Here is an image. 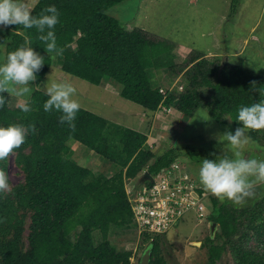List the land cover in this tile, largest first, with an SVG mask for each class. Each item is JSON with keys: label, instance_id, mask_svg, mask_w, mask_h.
<instances>
[{"label": "trees", "instance_id": "16d2710c", "mask_svg": "<svg viewBox=\"0 0 264 264\" xmlns=\"http://www.w3.org/2000/svg\"><path fill=\"white\" fill-rule=\"evenodd\" d=\"M122 1L37 0L31 8L34 15H39L49 4H54L60 12L55 35L62 54L48 51L46 42L38 39L35 27L9 25L7 28L14 32L3 36L8 39L5 59L8 52L21 45L35 47L45 58L37 79L32 82L38 86L46 84L54 63L50 55L56 54L61 72L93 85L109 80L119 87L121 98L140 106L146 114L173 107L191 116L198 109H206L216 123L227 124L230 119L234 126H239L238 108L264 99V79L259 75L237 66H224L220 57L209 62L196 53L185 60L188 68L184 77L181 75L163 97L159 86L153 82V72L166 68L175 77L180 72L178 65L172 62L170 45L151 39L141 29H128L106 13ZM238 4L232 0L231 16L236 13ZM4 95L7 100L0 107V126L14 121L22 125L25 129L23 144L32 148L35 157L29 168V184L34 192L24 197V205L33 212L29 250L27 254L21 253L17 240H11L0 246V264H130L136 250H118L109 239L112 235L124 238L133 229L139 240L159 242L163 234L139 236L125 184L144 171L154 177L178 160L177 152L166 149L155 155L145 146V134L110 123L83 108L77 112L74 127L61 123L60 112L44 110L48 96L42 89H33L24 103L30 107L27 112L22 110L24 105L11 108L8 94ZM110 134L113 137H109ZM70 142L92 152L111 172L94 176L88 168L67 158ZM187 149L192 160L202 159L194 149ZM208 155L209 151L203 158ZM144 184L150 185V181ZM258 191L263 199L255 201L253 198L249 212L247 208L230 207L231 200L222 202L215 196L210 198L209 216L219 226L224 241L210 244L206 264H218L223 256L231 258L232 264H264L259 255L242 252L239 256V246L232 238L242 217H245L243 226L247 228L250 219L246 218L250 216L253 228L264 227V183L259 185ZM251 212L257 214L256 217ZM155 249L156 246L152 248Z\"/></svg>", "mask_w": 264, "mask_h": 264}, {"label": "rangeland", "instance_id": "374dc122", "mask_svg": "<svg viewBox=\"0 0 264 264\" xmlns=\"http://www.w3.org/2000/svg\"><path fill=\"white\" fill-rule=\"evenodd\" d=\"M235 1L239 4L233 16L230 12L232 0H124L109 8L106 13L128 29L144 30L151 39L170 45V49L173 45L174 47L182 45L196 51L209 50L217 54L228 51L230 56L223 55L224 57L219 60L224 66L226 64L229 68L237 66L264 79V0ZM25 2L31 10L37 0H25ZM13 32L7 27L0 29V62L5 60V44L8 41L3 36L6 33L10 36ZM50 59L54 63L50 68L48 80L46 78L47 82L57 81L55 73L60 71L59 64L56 63L59 57L53 54L50 55ZM206 59L212 62L214 57L208 55ZM177 65V70L180 71L178 74L184 77L188 66L185 61ZM52 73L54 75L50 77ZM60 78L61 81L57 82H71L73 86L74 83L77 84L80 91L76 90L75 98L81 108L128 128L136 123L134 111L136 105L121 97H115L118 91L113 86L108 87L107 91L110 93L108 94L102 87L93 86L76 77L70 78L72 81L62 76ZM176 79L172 74V81L168 79L170 81L166 87ZM47 82L38 86L29 82L28 92H20L24 85H16V92L7 93L10 98L9 106L11 108L23 106L34 88L46 92ZM205 95L208 96V93L206 92ZM145 115L146 127L148 126L145 146L155 155L161 154L166 149H173L179 155L178 160L205 190L209 199L213 197L214 195L199 182L200 157L192 160L187 147L194 149L202 158L207 156L209 151L210 155L207 158L212 159L223 152L224 146L220 136L237 126H234L230 119H227V124L216 123L210 118L206 109H198L191 116L184 115L176 109L170 114L157 110ZM12 124L19 123L14 121ZM247 134L250 141L238 149L241 156L264 159V129H248ZM109 137H113V134ZM69 149L71 151L67 153V158H73L79 165L88 168L94 176L108 175L111 172L106 168V163H102L100 158L83 146L70 142ZM235 150L228 146L224 148L230 156ZM34 157L32 148L21 144L5 160L0 161V167L8 173L10 184L9 189L0 191V246L16 239L18 250L23 254H27L29 250L28 236L33 215V212L24 205V197L34 192L29 184V168ZM144 172L141 179L144 178ZM126 181V185L138 188V185L134 184L137 180L134 179L132 183L131 180ZM261 183L264 182L254 181L249 189L250 194L245 197L244 202L236 204L231 201L229 206L237 209L247 208L249 212L253 198L255 201L263 199V194L258 191ZM251 215L256 217L257 214L251 212ZM243 219L245 217L238 221L237 230L232 236L239 246L238 255L240 256L242 252L259 255L264 262V227L253 228V219L250 216L246 218L250 219V226L247 228L243 226ZM128 234L124 238L112 235L109 239L118 250H136L134 257L130 259V264H140V258L146 250H150L148 264H206L207 248L210 244H220L224 241L219 226L211 221L209 215L197 218L192 213L172 226L160 237L159 242L149 239L139 240L133 229H130ZM94 235L97 239L100 238L97 231ZM239 237L241 238L238 240ZM154 245L156 249L152 250ZM218 264H232V260L223 256Z\"/></svg>", "mask_w": 264, "mask_h": 264}, {"label": "clouds", "instance_id": "9594fccd", "mask_svg": "<svg viewBox=\"0 0 264 264\" xmlns=\"http://www.w3.org/2000/svg\"><path fill=\"white\" fill-rule=\"evenodd\" d=\"M60 12L54 4L43 8L39 15H34L25 0H0V29L9 25H22L29 29L35 27L40 41L46 42L48 51L55 50L57 55L63 49L56 44L55 26L59 22ZM45 58L35 47L21 45L7 53L6 59L0 62V107H3L7 96L4 93L16 92V85H24L20 92H28L29 82L37 79V73L43 67ZM44 101L45 111L61 113L59 121L74 127V120L80 109L75 98L76 88L71 82H47ZM19 94V93H17ZM23 111L30 110L28 105ZM236 121L239 126L225 131L220 137L223 144L222 154L214 158H202L199 167V182L220 201L231 200L239 204L244 202L254 181L264 182V159L244 158L239 148L250 141L248 129H264V99L250 105H242L237 110ZM25 141V129L19 124L0 126V161L5 160ZM236 149L228 155L224 148ZM9 177L0 167V191L9 189Z\"/></svg>", "mask_w": 264, "mask_h": 264}, {"label": "built area", "instance_id": "2783aa9c", "mask_svg": "<svg viewBox=\"0 0 264 264\" xmlns=\"http://www.w3.org/2000/svg\"><path fill=\"white\" fill-rule=\"evenodd\" d=\"M175 85L176 82L168 87L159 86V93L164 97ZM173 109L162 107L159 110L170 114ZM149 181L150 185L125 190L139 236L142 233L153 236L165 234L189 213L197 218L209 215L211 204L208 194L179 160L161 169Z\"/></svg>", "mask_w": 264, "mask_h": 264}, {"label": "crops", "instance_id": "0c3cea01", "mask_svg": "<svg viewBox=\"0 0 264 264\" xmlns=\"http://www.w3.org/2000/svg\"><path fill=\"white\" fill-rule=\"evenodd\" d=\"M142 30V29H141ZM144 31V30H143ZM145 32V31H144ZM191 53H196L200 58H207L208 55H211L213 56L214 58L216 57H224V56H227L229 57L230 54L228 51L224 52L223 54H217L216 52H213V51H196V50H193L191 49L189 46H178V47H174L173 45V48L171 49V57H172V62L174 63V65H177L178 63H182L184 62L189 56ZM224 55V56H223ZM59 76V77H58ZM64 77L65 79H67L68 81H72L70 78H72L73 76H69L65 73H62L61 71L57 72L56 75H55V78H57V81H61V78L60 77ZM178 77H181V75H178L176 76V78L178 79ZM168 79H171L172 81V73L169 71L166 70V68H161V69H158V70H155L153 72V82L155 83L156 86H167L169 81ZM175 79V78H174ZM177 79L174 81L173 80V83H175L177 81ZM75 80V79H74ZM81 80V79H80ZM76 82V81H75ZM86 82V81H85ZM74 87L76 88V90L80 91L77 87V84L74 83ZM90 84V83H89ZM172 84V83H171ZM93 85V84H91ZM93 86H99V87H102L103 90L105 92L108 93V87L109 86H113L115 89H117L118 91V95H114L115 97H120L119 96V87L114 85L113 82L109 81V80H106V81H103L101 82L99 85H93ZM86 90H90V89H86ZM91 91V90H90ZM92 92V91H91ZM110 94V93H108ZM123 99V98H122ZM125 100V99H124ZM100 100L98 99L97 102H99ZM127 101V100H126ZM129 102V101H128ZM131 103V102H130ZM133 104V103H132ZM136 105V104H134ZM81 108V107H80ZM135 108V114H136V118H137V121L136 123L134 124V126H130L129 128L126 127V126H123L121 124H117V123H114L116 125H120V126H123L125 128H128V129H131V130H134V131H137V132H140V133H143L147 136V130H148V126L146 127L147 125V122L146 121V111H144L140 106L136 105ZM174 110V109H173ZM172 110V111H173ZM88 111V110H87ZM160 111V110H159ZM125 112V111H124ZM93 113V112H91ZM128 114L125 115V117H127ZM99 116V115H97ZM144 116H145V119H144ZM101 117V116H100ZM105 119V118H104ZM107 120V119H105ZM108 122H110V120H107ZM140 122V123H139ZM144 122V123H143ZM110 123H113V122H110ZM146 123V124H145ZM129 124V123H128ZM142 177V173L137 177L135 178V180L137 181H134V184H137L138 187L139 186H142L144 184V182L142 181L141 179ZM131 183L133 182V180L130 181ZM138 182V183H137ZM133 185H129V184H125V190L126 189H130L132 188Z\"/></svg>", "mask_w": 264, "mask_h": 264}, {"label": "water", "instance_id": "95a60500", "mask_svg": "<svg viewBox=\"0 0 264 264\" xmlns=\"http://www.w3.org/2000/svg\"><path fill=\"white\" fill-rule=\"evenodd\" d=\"M144 178L142 179V181H146L147 180H151V176L147 173V172H144ZM150 250H146L144 252V254L141 256L140 258V264H148L149 263V259H150Z\"/></svg>", "mask_w": 264, "mask_h": 264}]
</instances>
